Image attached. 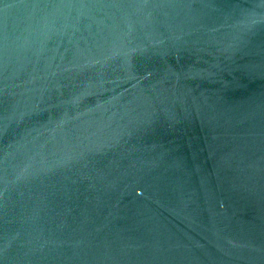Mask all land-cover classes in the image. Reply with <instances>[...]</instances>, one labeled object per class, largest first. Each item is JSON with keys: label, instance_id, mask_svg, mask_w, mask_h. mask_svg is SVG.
I'll use <instances>...</instances> for the list:
<instances>
[{"label": "water", "instance_id": "95a60500", "mask_svg": "<svg viewBox=\"0 0 264 264\" xmlns=\"http://www.w3.org/2000/svg\"><path fill=\"white\" fill-rule=\"evenodd\" d=\"M0 264H264V0H0Z\"/></svg>", "mask_w": 264, "mask_h": 264}]
</instances>
